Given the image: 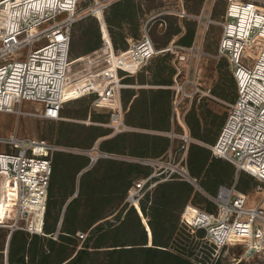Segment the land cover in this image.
Masks as SVG:
<instances>
[{
	"label": "built area",
	"instance_id": "1",
	"mask_svg": "<svg viewBox=\"0 0 264 264\" xmlns=\"http://www.w3.org/2000/svg\"><path fill=\"white\" fill-rule=\"evenodd\" d=\"M82 1L85 0H0V111L18 112L17 106L28 100L42 106L39 112L42 118H61L66 102L64 91L67 86L72 87L69 54L72 26L85 15L102 12L105 4L116 0H92L84 16L77 12ZM226 1L219 22L222 31L217 56L228 60L237 94L229 104L224 124L210 151L215 158L229 160L237 171L249 173L264 185V1ZM176 13L179 18L186 16L182 6ZM40 42L43 43L33 47ZM173 47L179 49L175 51L178 74L182 64L194 54L193 48L170 44L158 50L146 32L139 39L128 41L124 50H115L107 39L99 49L77 58L82 66H86L82 73L87 68L86 73L102 75L100 77L111 84L104 91L100 90V97L94 104L112 108L109 125L113 126V133L130 128L124 123L120 101V90L125 86L122 79L137 73L157 53L172 51ZM24 48H28L25 56L17 53ZM242 55L251 61V65L240 61ZM94 67H97L94 71L89 70ZM108 71L113 73L108 75ZM75 80H78L77 76ZM193 86L188 92L183 84H173L175 96L171 122L182 128L179 135L182 153L174 154L170 150L159 157L134 160L98 151L97 145L86 152L91 165L105 156L137 161L150 168L147 175L133 180L124 198L126 206L134 207L142 219L140 202L160 182L176 179L203 191L199 178L190 174L187 167V149L192 138L185 123V114L192 96L203 93L195 83ZM175 136L171 132L170 137ZM4 143L11 150L0 151V186L2 188L3 183L6 189L8 182L13 181L15 205L13 222L7 226L10 230L26 229L43 235L52 158L62 147L43 138L18 139L15 135H10ZM203 193L214 204V210L208 211L188 202L180 213V222L190 234L203 232L200 240L205 251L201 254L208 261H198L199 264H216L222 250L229 244L246 243V254L264 250V210L260 205L247 204V195L236 190L235 185H219L215 195ZM34 206L41 207L42 224L39 228L34 221ZM28 212L34 214L29 220L26 217ZM23 220L29 221L27 227L20 225ZM86 235L81 231L75 234L81 242ZM56 237L57 234H53L52 238Z\"/></svg>",
	"mask_w": 264,
	"mask_h": 264
},
{
	"label": "trees",
	"instance_id": "2",
	"mask_svg": "<svg viewBox=\"0 0 264 264\" xmlns=\"http://www.w3.org/2000/svg\"><path fill=\"white\" fill-rule=\"evenodd\" d=\"M140 11L141 5L136 0H117L109 6L104 18L113 47L124 48L127 37L136 35L138 29L135 27L123 29L124 24L135 20ZM194 25L185 22V32L178 39L181 45H191L195 34ZM180 31L181 27L176 26L175 32H167V36L169 35L167 40L172 34H178ZM152 41L156 48L168 43L164 41L161 44L155 39ZM81 42L84 44L77 54L90 53L100 46L101 37L96 22H92L79 35L72 33L71 30L69 54L74 52ZM154 82L169 85L171 80L168 78ZM148 97L151 114L146 118H150L151 123L144 120L145 116H140L143 122L139 121L143 125L137 128L168 131L171 90L168 88L149 90ZM164 106H168L165 115ZM194 115L195 113L185 114L190 135L205 139L206 137L199 132V123ZM163 118L166 121L164 119V124L159 125L160 119L162 121ZM124 123L129 125L130 120L126 117ZM106 134L103 131L95 134L93 138L97 139ZM132 136L130 150H125L128 135L119 134L108 141L109 144L114 142V146L109 145L107 149L115 148L116 152H107L132 157H153L152 154L157 153L160 148L161 151H165L170 145V138L167 136L143 132H134ZM104 147V142H101L99 149L103 150ZM88 163L89 158L85 156H73L65 152L54 153L44 214V234H31L23 230L12 231L8 244L7 264H199L198 261L171 248L176 243L174 234L178 229L180 212L193 194V189L187 182L176 179L160 182L140 202V210L150 230L149 245L148 230L142 218L134 207L126 206L124 198L133 180L147 175L150 168L119 158L98 159L80 176L76 196L68 200L74 192L79 169ZM187 167L190 174L202 178L205 189L210 188L207 179H211L218 187L230 179L233 173V167L229 162L215 158L207 147L197 143H190L188 146ZM110 215L112 218H108ZM78 231L87 235L81 247L76 249L75 234ZM56 233L57 237L53 239L51 235ZM203 258L199 261L206 263L207 257Z\"/></svg>",
	"mask_w": 264,
	"mask_h": 264
},
{
	"label": "rangeland",
	"instance_id": "3",
	"mask_svg": "<svg viewBox=\"0 0 264 264\" xmlns=\"http://www.w3.org/2000/svg\"><path fill=\"white\" fill-rule=\"evenodd\" d=\"M136 1L140 3L141 11L137 14L135 20L131 21L128 24H124L125 27L123 30H127L129 28L133 29L135 27L136 30L138 29L137 33L134 37H127L126 45L124 46V48L120 49L119 47H114V49H126L128 47V41L139 39L145 32L149 35L151 40L155 39L161 44L164 41H168L165 46L157 47L158 50L165 48L170 44H172L173 46L176 45L179 47L193 48L194 54L192 55V57H190L191 60L189 59L188 62L182 64L181 71L178 74L175 68L177 64L175 61V51H178L179 49L178 47H173L172 51L157 53L153 58L148 60L137 72L138 78L141 80L142 78L139 75L142 74L148 75L147 79H150L151 81H160L169 78V80H171L170 84H172L173 82L183 84L188 92L192 91V89L194 88L193 83H195L196 87L201 89L202 91L211 89L209 91L211 94L214 92L218 93L214 96L217 99L216 103L219 102L221 106V109L219 111L224 113H222V115H227L229 104L235 100L237 94L236 82L232 75V69L228 60L224 57L217 56V49L222 31L219 22L222 20V15L226 8L227 1L215 0L214 3H212V0ZM91 3L92 0H85L80 2L77 8V12L79 13V15L84 16L86 13V7H88V5H91ZM110 5L111 4H105L103 6L102 12H99L97 14L85 15L84 17L80 18L77 22L74 23L72 27V33L79 35L82 31L87 29L92 22H96L101 37V44L97 48L99 49L107 39H110L108 27L104 18L105 12ZM181 6L185 11L186 16L179 18V14L176 13V10ZM185 22H191L195 24L194 38L191 45L189 46L181 45L178 42L181 34L185 32ZM176 26H180L182 31H180L178 34H172V36H170L171 38L167 40V37L169 38V35L167 36V32H175ZM118 42L122 44L121 40L119 39ZM42 43L43 42L35 43L33 47H37ZM83 44L84 43L81 42L76 46L74 52L70 53V83L72 84V87L77 88V90L73 89L71 86L66 87L64 93L66 102L64 103L62 108V114L60 115L61 118L58 120H48L42 118L39 115L42 106L40 107L38 103L28 100H24L19 107L17 106V109L19 110L18 112H0V151L11 150V147L5 144L4 141L7 140L10 135H15L18 139L43 138L60 145L62 147V150H60L59 152H68L75 154L79 153L82 156H88L86 154L87 150L96 145L97 139L93 138L95 134L103 131H105L107 134H113L114 128L113 126L109 125L112 108L98 107L94 104V102L100 97V90L104 91L111 84L107 83L105 78H101L100 76L102 75L95 76V72L86 73V71H88L87 68L84 69L85 72L82 73V68L86 66H82V62L77 58L86 56L91 53H76L81 50V46H83ZM27 49L28 48H24L17 53L25 56ZM240 61L244 65H251V61L247 60L245 55L241 56ZM97 67L89 70L94 71ZM156 72L157 74H155ZM107 73L108 75H111L113 71H108ZM150 73H152V75ZM76 76L78 80H75ZM127 78H125L124 80L126 81ZM198 94L199 93H196L192 96V103L190 104L186 115L194 114L195 107L198 108ZM219 111L217 113L218 115L220 114ZM213 119L214 121L205 126L204 132L210 137L215 136L217 138L220 130H218L219 128L216 126L220 121V116H214ZM205 120L206 124H208L207 119ZM131 129L132 128L130 127L129 130ZM132 130L139 132L155 131L148 129L139 130V128H133ZM181 131L182 128L179 126L175 127L174 130H169V132H166L167 136L171 140L167 152L172 150L174 154L182 153V140L180 138H174L175 143H172V138L170 137L171 132L179 133ZM65 137L68 138L66 139ZM191 137L193 136L191 135ZM59 138L61 140H59ZM214 142L210 144H202L201 142L195 140L194 137L191 140V143H201V145H204L209 150L210 146L213 145ZM68 144H76L78 146H69ZM121 157L124 156L121 155ZM132 158L134 160H137L143 157ZM222 160H224L225 162H229L232 165L233 173L231 175V178L221 185H235L236 190L247 195V204L260 205L264 210V185L249 173L245 171H237L234 164L229 160ZM198 178L199 184L206 194H216L215 190H217V186L211 179H207L210 188L205 189L203 187L202 178ZM4 186L5 185L3 183L2 188L0 186V224L10 225L13 222L15 212V205L13 204L12 199L14 194V183L13 181H9L6 189L4 188ZM190 186L193 189V194L189 200L192 204L204 208L208 211H212L215 209L214 204L207 198L203 191L197 190L192 185ZM33 215V212H28L26 214V217H28L29 220L33 217ZM112 215H110L108 218H112ZM28 220L20 221V225L27 227L29 224ZM142 222L148 229V234H150L149 227L148 225H146V220L143 219ZM177 226V232L174 234L176 243L172 247L171 245H169V247L173 249L175 248L178 250V252H181L185 256H189L193 260L199 261L201 257L204 256L203 254H201V251H205L201 247L202 243L200 240V238L203 236V232L197 233L192 236L188 235L186 226L180 222V215ZM15 230H23L29 232L26 229ZM52 236L53 235H51V237ZM81 244L82 242L77 239L75 245L76 249L80 248ZM148 244L150 245V238L148 240ZM246 246L247 245L244 242L239 244H229L222 250L220 259L217 264H264V250L252 254H246Z\"/></svg>",
	"mask_w": 264,
	"mask_h": 264
},
{
	"label": "crops",
	"instance_id": "4",
	"mask_svg": "<svg viewBox=\"0 0 264 264\" xmlns=\"http://www.w3.org/2000/svg\"><path fill=\"white\" fill-rule=\"evenodd\" d=\"M137 74L138 73L126 76L125 78L129 77V78H127L126 81L124 80L125 78L122 79V82L124 83L125 86L123 88H121L120 101H122L121 104L123 105L122 107L124 109V115H123L124 118L127 117L130 120L129 125H127V126H129V127H131L133 129V128H137L138 126L143 125L140 122V121H142L143 118L140 117V116H143V117L145 116L144 120L146 119L148 121L147 123L150 124L151 123L150 118H148V119L146 118L147 116H149L151 114V111H150L151 110V108H150V99L148 97V91L149 90L156 91V90H161V89H167L168 88V89L171 90V96H172L171 97V115H169V121H170V129L169 130H174L175 127H179L176 124L173 125L172 122H171V118H172V101H173V98L175 96V91H174V88H173L174 82L172 84H170V85L157 84L156 82L151 81L150 79H147L148 75H143V74H142L143 76L139 75L142 78V80H140L138 78ZM150 74L152 75V73H150ZM206 91H203L202 94H198L199 95L198 100H197V101H199L198 102V106H197L198 108L195 107V110H194L195 111L194 117L196 118V120L199 123V132L203 136L206 137L205 139H203V138L199 139V138H195V137L194 138H195V140H197L198 142H201L202 144L203 143L210 144V143H212V142H214L216 140L215 136L214 137H210L207 134H205V132H204L205 126L209 125V123L214 121L213 117L214 116H217V117L220 116V121L218 122V124L216 126V127L219 128L218 130H220L222 125L224 124V121H225L226 116H227V115H222L223 112L219 111L221 109L220 108L221 106H220L219 102L216 103L217 99L214 96L215 93H212V94L210 92L206 93ZM145 96H147V98H145ZM169 99H170V97H169ZM38 105L41 107L40 104H38ZM169 106H170V104H169ZM166 107H168V106H164L163 107L164 115L167 112V108ZM218 111L220 112L221 115L217 114ZM0 112H2V111H0ZM4 113H11V112H4ZM165 118H163L162 121L160 119V122L158 124L159 125L160 124L163 125ZM205 119H207L208 124H206V120ZM165 121H166V119H165ZM185 123H186V121H185ZM132 129L124 131V132H120V133H113V134L111 133V134H107V135H103V136L98 137L97 140H96L97 149L99 151H101V152H104V153L114 154V153H111V152H113V151L116 152L115 148L110 149V150L107 149V147L109 145L114 146V142L109 144L108 141L112 140L114 138V136H116V135L127 134L128 137L126 138L125 150L126 151L130 150V148L132 146V141H130L132 139V137H133L132 134L134 132H139V131H135V130L133 131ZM169 130L168 131L155 130V131H148V132H143V133L155 134L157 136H167L166 132H169ZM173 133H175V135H176L174 138H179V135L182 134V131L179 132V133H177V132H173ZM189 133H190V131H189ZM174 138H172V143L173 142L175 143ZM191 138H193V137H191ZM101 142H104V145H105V147L103 148L104 151L99 149V145H100ZM170 143H171V140H170ZM201 143H198V144L201 145ZM159 147H161V146H159ZM160 149L157 151V153H154V154L149 153V154H152L153 157H159V156H162L163 154H165L168 151V148L165 151H161ZM107 151H111V152H107ZM57 152H59V151H57ZM65 153L66 154H71L73 156H79L80 155L79 153L78 154L68 153V152H65ZM118 156H121V155H118ZM85 157L88 158V156H85ZM127 157H130V155H128ZM108 158L109 159H116V158L105 157V156L99 157L98 159H108ZM124 160H126V159H124ZM127 161H130V160L127 159ZM221 161H224V160L221 159ZM94 164L91 165L90 161H89L87 166L81 167L79 169V171H78V173L76 175V179H75L74 192H73V194L71 195V197L68 200H70L72 197L76 196L80 176H82L83 173H85L87 170H89ZM49 183H50V179H49ZM48 188H49V184H48ZM190 198L187 200V202L185 204L190 202L189 201ZM250 205H254V204H250ZM9 233H10V228L7 225L0 224V264H1V262H3V264H7V253H8L7 244H8ZM149 238H151V236H149Z\"/></svg>",
	"mask_w": 264,
	"mask_h": 264
},
{
	"label": "bare ground",
	"instance_id": "5",
	"mask_svg": "<svg viewBox=\"0 0 264 264\" xmlns=\"http://www.w3.org/2000/svg\"><path fill=\"white\" fill-rule=\"evenodd\" d=\"M34 210H36V212H35V219H34V221L36 222V225H37V227L39 228L40 226H41V224H42V212H41V207L39 206V207H35L34 206V208H33ZM36 214H38V215H36ZM144 219V218H143ZM142 219V220H143ZM37 228V229H38Z\"/></svg>",
	"mask_w": 264,
	"mask_h": 264
},
{
	"label": "water",
	"instance_id": "6",
	"mask_svg": "<svg viewBox=\"0 0 264 264\" xmlns=\"http://www.w3.org/2000/svg\"><path fill=\"white\" fill-rule=\"evenodd\" d=\"M99 151V150H98ZM147 229V228H146ZM148 230V229H147ZM12 231L13 230H10V233H9V236H8V244H9V240H10V236H11V233H12ZM149 236H151L150 234H149ZM8 244H7V246H8Z\"/></svg>",
	"mask_w": 264,
	"mask_h": 264
}]
</instances>
